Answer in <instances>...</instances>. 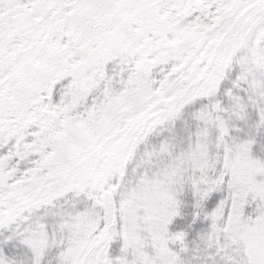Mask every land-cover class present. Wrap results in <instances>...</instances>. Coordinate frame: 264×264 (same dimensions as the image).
I'll list each match as a JSON object with an SVG mask.
<instances>
[{
	"label": "snow or ice",
	"instance_id": "6c2138e0",
	"mask_svg": "<svg viewBox=\"0 0 264 264\" xmlns=\"http://www.w3.org/2000/svg\"><path fill=\"white\" fill-rule=\"evenodd\" d=\"M0 264H264V0H0Z\"/></svg>",
	"mask_w": 264,
	"mask_h": 264
}]
</instances>
